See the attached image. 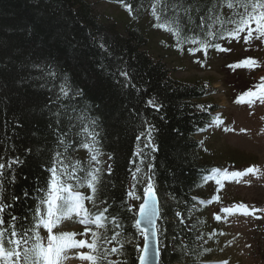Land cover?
<instances>
[{
    "label": "trees",
    "instance_id": "1",
    "mask_svg": "<svg viewBox=\"0 0 264 264\" xmlns=\"http://www.w3.org/2000/svg\"><path fill=\"white\" fill-rule=\"evenodd\" d=\"M106 1L123 7L131 23L118 25L115 21L103 19L90 0H0V160L6 162L19 157L23 161L18 166L14 165L15 182L5 185L7 193L19 197L10 211L22 217V223L31 222L32 210L38 203L36 190L47 187L51 176L47 169L52 166L56 152H64L59 140L61 135L71 133L64 136L65 142L72 145L66 163L71 166L79 161L87 166L90 154L80 146L85 138L82 132L84 125L75 119L83 110L96 121L94 130L99 133L98 147L104 154L100 157L99 166L102 168L103 160L109 159V154L112 157L111 172L102 168L98 186L100 200L110 205L109 219L116 217L119 220L127 238L124 255L113 254L108 259L118 264L122 260L127 264H138L135 245L139 243L142 246L143 242L132 226L133 213L122 204L132 205L127 192L132 186V174L143 158V172L154 173L160 199V264H205L208 249L198 225L200 221H194V227L189 229L180 216L195 215L204 209V205L200 210L195 207L200 192L209 180L222 176L220 173L212 176L211 170H219L220 165L203 157L202 144L198 139L200 134L215 125L212 121L217 117L214 113L219 107L204 101L210 91H214L213 87L203 81L176 79L175 69H171L162 58L150 54L148 37L135 23L150 11L156 27L157 21L152 15L155 0ZM214 2L223 4L217 9V14L225 20L237 10L229 9L223 0H186V7L193 5V23H189L181 13L182 36L205 38L206 25L212 21L202 25L201 17L207 14ZM196 8L200 11L197 12ZM238 10L243 11L242 8ZM172 14L169 8L166 16ZM198 25L203 26L204 32ZM252 26L255 27L254 24ZM220 28V24H215L211 30L215 32ZM159 29L169 33L178 47H200L192 43L178 45L172 31L167 27ZM226 42L212 40V43H220L221 47ZM101 43L113 53V57L122 59L108 57L98 47ZM101 56L109 70L126 62L132 84L142 91L138 93L131 86L122 88L123 77L116 82L106 75L98 67ZM47 64H54L62 74L67 73L72 87L83 92L82 96L60 101L65 105L64 109L60 108V103H53L61 80L53 84L50 80L37 79L43 73L34 65ZM42 84L47 86L41 87ZM153 96L160 102L159 112L145 107L146 101ZM198 106H203V109ZM57 111L60 112L59 118L54 115ZM143 120L156 128L153 134L156 151L146 158L136 155L138 148L144 147L142 141L145 138L141 136L137 140L147 127ZM149 164L152 165L151 172ZM225 170L228 171L227 167ZM140 175L137 174V179ZM11 177L9 171L7 178ZM137 187L142 192L143 186ZM25 190L27 198L24 197ZM85 190L88 189H81ZM100 231L103 234L104 230ZM112 234L109 225L107 236L110 238ZM113 246H117L115 242L105 245L109 249Z\"/></svg>",
    "mask_w": 264,
    "mask_h": 264
},
{
    "label": "snow or ice",
    "instance_id": "2",
    "mask_svg": "<svg viewBox=\"0 0 264 264\" xmlns=\"http://www.w3.org/2000/svg\"><path fill=\"white\" fill-rule=\"evenodd\" d=\"M186 0H155L153 4L152 15L157 21L156 27L165 28L172 31L177 37L178 45L183 43L199 44V48H190V53H196L203 49L205 55L208 48H215L221 52H227L231 49L221 47L220 43H212V40H227L231 43L233 40L239 41L243 39L245 44L251 41L258 40L264 43V0H223L229 9H237L233 11L232 16L225 20L221 15L217 14V9L222 7V3H213L208 9L205 16L201 17L202 25L211 20L212 23L207 24L208 31L204 32L202 25L201 31L204 32V39H199L197 36H182L181 30L184 27L180 24L181 13L187 17L189 23H193L191 15L193 5L185 6ZM172 10V15L166 16L168 9ZM242 8L243 11L238 9ZM131 11V9H129ZM197 12L199 8L195 9ZM215 24H220L221 28L213 32L211 29ZM255 25L253 27L252 25ZM173 25L175 27H173ZM231 25V27H225ZM244 35L241 37V34ZM211 38V39H208ZM75 47V46H73ZM98 47L108 57H113V53L105 47L103 43ZM115 60L122 58L113 57ZM40 67L43 73L42 77L37 79L50 80L55 84L59 79V90L56 93V98L53 103H60L62 100H68L77 96H82L83 92L72 87L70 78L67 73H60L54 64H47ZM106 75L110 76L116 82H119V77H123L122 88L131 86L139 93L142 91L132 84L130 73L124 64H116L113 70H109V66L104 62V57L101 56V63L98 65ZM234 69L247 68L251 70L258 67L255 59L246 58L236 64L230 65ZM47 84H42L41 87H46ZM255 90L249 89L240 95L237 103H247L249 106L259 101L264 104V77L260 78V82L254 86ZM145 107L154 108L157 112L160 110V102L157 97L149 98ZM203 109V106H198ZM60 108L64 109L65 105L60 103ZM74 110V109H73ZM58 118L60 112L54 113ZM75 119L84 125L82 132L85 138L81 142V147L88 150L90 159L87 166L82 165L79 161L69 166L68 150L72 147L71 143H66L64 140L65 133L59 137L60 145L63 146L64 152H56L52 166L47 169L51 176L47 182L46 188H38L35 199L37 200L36 207L31 213V222L22 223L23 218L12 214L10 209L17 202L19 197L14 194L7 193L6 184L15 182V166L22 164L23 161L16 157L9 159L6 162L0 160V264H64L69 259L68 253L70 250L77 251L75 257L87 264H118L117 261L109 260L110 255L116 254L124 255V243L126 237L124 236L123 225L116 217H110L108 211L110 205L106 201L100 200L99 188L101 183L103 169L94 165H100V157L104 155L98 147L99 141L97 139L99 133L95 132L96 121L89 117L87 113L81 110V113ZM87 121V123H85ZM59 122V121H58ZM142 123L147 127L140 132V137L145 139L142 141L144 147L138 148L136 155L142 157H150L155 151L156 146L154 142V133L156 128L149 121L143 120ZM217 126L223 121L219 117H215L212 121ZM89 127L92 130H89ZM229 131L230 129H225ZM203 131V129H201ZM243 131V130H241ZM147 149V151H145ZM112 157L109 154V160ZM144 159L142 158L140 164L136 166V171L133 172V182L130 190L127 192V197L133 201H140L138 207L133 208L132 205L122 204L126 207L128 212L133 213V227L136 229L139 237L142 239V246L137 243L135 250L138 254V264H160V253L162 248L158 234L160 228L157 221L161 218V208L158 199L156 186L154 183V173L149 174L143 172ZM149 172H151L152 165H148ZM112 170L111 164L108 165L109 173ZM12 173L11 179L7 178L8 172ZM213 173H219V170L212 169ZM259 169L252 167L247 168L244 172H227L222 173L225 179L242 177L247 174H255ZM141 174L137 179V174ZM205 177L204 179H208ZM220 184V180H216ZM138 185H142V192L138 190ZM88 189L89 194H84L81 189ZM24 197H28V192L25 190ZM215 199H219L218 197ZM91 204V209L87 207ZM238 209H242V214L251 215L260 209H253L249 212L247 206L244 204L238 205ZM225 213H233L234 209L224 208ZM179 216V212H177ZM7 217V220L5 219ZM220 220V216H216ZM66 221L73 222L74 226L82 225V231H63V227H67ZM109 225L113 234L109 238L107 233ZM41 229L46 232V236L41 235ZM61 229L59 231H54ZM103 229V234L101 233ZM119 229V231H116ZM83 238H77V237ZM90 237V238H89ZM115 242L117 246L110 249L105 247L106 244ZM131 243V241H127ZM119 264H127L126 260H122ZM224 264H227L225 261Z\"/></svg>",
    "mask_w": 264,
    "mask_h": 264
},
{
    "label": "rangeland",
    "instance_id": "3",
    "mask_svg": "<svg viewBox=\"0 0 264 264\" xmlns=\"http://www.w3.org/2000/svg\"><path fill=\"white\" fill-rule=\"evenodd\" d=\"M90 1L103 19L115 21L118 25L131 23L128 12L120 5L106 0ZM149 12L135 25L146 33L150 54L162 58L171 69H175L176 79L203 81L213 87L214 91H210L204 101L219 107L214 114L223 123L209 127L198 136L203 157L220 165L221 174L226 167L227 172H244L249 167L259 169L255 174L235 179H225L222 175L217 179L220 184L216 180H209L195 205L199 210L203 205L205 208L195 215L191 213L180 218L189 229L194 227V221H200L198 225L208 249L205 264H224L225 261L227 264H264V104L259 101L251 106L237 103L240 95L249 89L255 90L254 86L264 77V43L255 39L249 44H245L243 39L233 40L224 44L223 47L231 49L227 52L208 48L206 55L203 49L190 53V48L199 47L176 46L169 33L153 26ZM246 58L255 59L258 67L251 70L230 67ZM85 156L88 157L87 154ZM103 163L102 168L108 172L110 160L105 158ZM82 192L89 194V190ZM217 197L219 199H215ZM139 203L132 200L133 208H137ZM240 204L247 206L249 212L253 209L261 211L245 216L243 210L238 209ZM86 206L89 207V204ZM224 208L234 211L225 213ZM216 216L221 219L217 220ZM65 223L67 227L62 226L63 231L83 230L82 225L74 226L71 221ZM42 236H46L43 229ZM77 251L87 252L88 249L70 250L69 259L64 264H87L75 257Z\"/></svg>",
    "mask_w": 264,
    "mask_h": 264
},
{
    "label": "water",
    "instance_id": "4",
    "mask_svg": "<svg viewBox=\"0 0 264 264\" xmlns=\"http://www.w3.org/2000/svg\"><path fill=\"white\" fill-rule=\"evenodd\" d=\"M158 194V193H157ZM158 199H159V196H158ZM159 202H160V199H159ZM159 221V220H158ZM158 221H157V224H158ZM158 236H159V234H158Z\"/></svg>",
    "mask_w": 264,
    "mask_h": 264
}]
</instances>
